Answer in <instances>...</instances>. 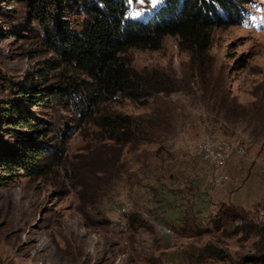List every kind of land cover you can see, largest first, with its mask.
<instances>
[{
	"label": "rangeland",
	"instance_id": "rangeland-1",
	"mask_svg": "<svg viewBox=\"0 0 264 264\" xmlns=\"http://www.w3.org/2000/svg\"><path fill=\"white\" fill-rule=\"evenodd\" d=\"M16 2L0 0V264H245L263 253L264 0H248L239 25L214 27L204 57L172 36L157 50L122 53L133 70L158 74L171 88L140 101L102 95L82 118L72 98L24 104L21 83L75 90L92 80L43 46L38 23L27 17L32 7ZM163 2L129 0V15L144 18ZM61 16L74 28L84 22L75 8ZM214 89L263 111L226 122ZM161 112L169 114L168 131L136 148L118 145L98 125ZM212 135L246 151H234L218 187L196 149ZM30 137L59 150L33 176L2 163ZM229 204L243 207L245 218L229 217Z\"/></svg>",
	"mask_w": 264,
	"mask_h": 264
},
{
	"label": "trees",
	"instance_id": "trees-1",
	"mask_svg": "<svg viewBox=\"0 0 264 264\" xmlns=\"http://www.w3.org/2000/svg\"><path fill=\"white\" fill-rule=\"evenodd\" d=\"M13 1L32 7L27 17L38 23L45 36L43 46L55 51L60 61L81 70L92 80L83 87L75 86V90L62 84L39 89L24 87L21 83L17 87L24 93V104L49 107L51 100L72 98L76 109H80L81 118L89 115L88 110L102 95H120L140 101L171 88V84L158 74L133 70L124 63L122 53L129 49L157 50L165 37L172 36L178 37L181 47L193 56L204 57L211 45V30L239 25L245 19L248 4V0H164L157 10L148 12L144 18H134L129 15V0ZM66 2L69 8H75L84 16L80 28L62 20L61 15L67 13L68 7L63 5ZM213 91L218 111L226 122L253 119L259 113L256 110L263 111L258 107L248 109L221 90ZM169 119L167 112H161L156 118L105 117L98 125L118 145L131 144L136 148L141 143L160 139L169 129ZM30 121L23 118L27 126L37 128ZM36 141L31 137L23 139L16 154L12 153L2 163L12 162L28 176L42 173L46 165L44 160L54 159L59 150L56 145ZM165 196L167 202H174L171 195ZM244 214L243 207L229 204V217L244 219ZM135 219L136 215H133L131 220ZM247 258L245 264H264V252Z\"/></svg>",
	"mask_w": 264,
	"mask_h": 264
},
{
	"label": "bare ground",
	"instance_id": "bare-ground-1",
	"mask_svg": "<svg viewBox=\"0 0 264 264\" xmlns=\"http://www.w3.org/2000/svg\"><path fill=\"white\" fill-rule=\"evenodd\" d=\"M218 142L222 144L223 147H225L228 150L236 151L240 156H243L246 154L245 148L241 145L234 146L231 142L226 141L223 138H220L217 135L209 136L206 140H204L198 147H203L204 145H217ZM199 158H202L204 160V148H198L197 150ZM234 153H227V156H221V162L220 166H215V169L213 170V177L215 179H222V183L212 184L216 187L223 185V169L225 168L228 161H230L232 155ZM209 163L211 169H212V161H206Z\"/></svg>",
	"mask_w": 264,
	"mask_h": 264
},
{
	"label": "built area",
	"instance_id": "built-area-1",
	"mask_svg": "<svg viewBox=\"0 0 264 264\" xmlns=\"http://www.w3.org/2000/svg\"><path fill=\"white\" fill-rule=\"evenodd\" d=\"M197 148H204V161H212V169L210 173L209 183H222V179H215L213 177V170L215 169V166H220L221 156H227V153L235 152L226 149L222 146L220 142H218L217 145H204L203 147H196V149Z\"/></svg>",
	"mask_w": 264,
	"mask_h": 264
},
{
	"label": "snow or ice",
	"instance_id": "snow-or-ice-1",
	"mask_svg": "<svg viewBox=\"0 0 264 264\" xmlns=\"http://www.w3.org/2000/svg\"><path fill=\"white\" fill-rule=\"evenodd\" d=\"M139 2L141 4H143L145 2V0H139ZM151 3H152L153 6H155L156 4L159 3V0H151ZM134 15H139V13L138 12L137 13H134Z\"/></svg>",
	"mask_w": 264,
	"mask_h": 264
}]
</instances>
